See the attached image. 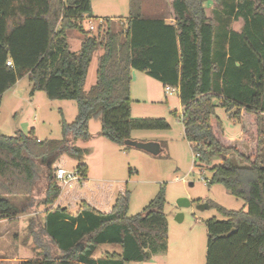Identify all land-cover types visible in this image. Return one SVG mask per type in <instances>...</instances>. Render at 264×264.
Here are the masks:
<instances>
[{
    "label": "trees",
    "instance_id": "trees-1",
    "mask_svg": "<svg viewBox=\"0 0 264 264\" xmlns=\"http://www.w3.org/2000/svg\"><path fill=\"white\" fill-rule=\"evenodd\" d=\"M226 1L172 0L173 21L166 22L143 18L131 0L124 30L99 26L91 35L81 25L90 16L91 0H0V101L26 77L30 96L43 92L49 101H72L77 108L73 123L61 120V140L39 141L33 130L13 137L0 133V222H14V199L25 201L23 211L32 209L37 162L46 168L44 206L60 196L52 167L62 155L76 161L73 171L86 180L87 151L73 145L91 139L90 121H99V135L119 147L133 131L168 128L162 119L131 118L135 71L177 90L184 138L200 164L229 154L243 163L227 159L210 168L208 185H221L244 202L245 210L217 207L226 220L206 221L205 264H264V0H233L229 7ZM235 22H241L238 31ZM68 31L83 36L77 52L69 50ZM98 50L95 84L84 93ZM217 107L241 125L238 142L247 150L224 139ZM163 200L160 191L144 214L131 217L127 192L118 195L109 213L84 202L75 215L65 208L48 209L40 225L32 220L28 225L42 258L19 264H126L164 254L168 224ZM104 244L119 246L120 253L94 259Z\"/></svg>",
    "mask_w": 264,
    "mask_h": 264
},
{
    "label": "rangeland",
    "instance_id": "rangeland-1",
    "mask_svg": "<svg viewBox=\"0 0 264 264\" xmlns=\"http://www.w3.org/2000/svg\"><path fill=\"white\" fill-rule=\"evenodd\" d=\"M130 1L91 0L90 16L89 18L85 16L83 29L88 32V26L93 25L94 29L89 31L91 35L97 33L99 26H102V31L106 28L113 32L124 30L131 13ZM132 1L134 9H137L143 18L167 17L172 11L170 6L172 0ZM232 2L233 0H227V7ZM204 7L209 12L212 3L205 4ZM103 18L112 20L105 23ZM232 27L236 31L240 30L241 22L233 23ZM74 34H78L79 39L75 40ZM80 39V32H67L70 51L76 52L75 48L79 46ZM100 54L101 50H98L92 56L83 85L84 93L95 84L97 58ZM138 77L137 82L132 85L131 118L162 119L168 128L133 131L131 140L155 143L160 147V153L153 156L135 148L119 147L99 135L101 131L99 121H90L88 134L91 139L87 142L78 140L73 145L87 151L84 156V163L87 165L86 181L79 179L67 186L57 183L62 190L61 202L59 200L51 206H44L41 201L44 197L46 168L37 162L31 198L34 199L32 209L23 211L25 201L21 198L14 199L18 208L14 222L11 224L0 222V264H19L23 261L41 259L42 252L33 241L28 229L29 222L32 220L40 225L44 212L48 209L61 208L62 202L65 204L63 208L73 215L78 212L83 202L97 211L109 213L118 195L127 192L129 197L127 215L131 217L144 214L160 191L164 199L162 211L168 224L166 252L151 256L145 262L126 264L206 263V221L226 220L217 207L227 211L245 210L244 202L229 195L221 185H208L211 178L210 168L222 164L227 159L236 165L243 163L229 154L214 158L209 165L200 164L184 138L178 92L166 96L165 88L151 80L158 89V98L161 101L158 104H144L140 96L144 94V87L148 84L144 80L145 75ZM28 84V79L23 78L1 99L0 133L6 137H13L16 132L27 134L33 130L34 137L39 141L61 140L63 138L61 120L66 124L73 123L77 114L75 102L49 101L43 92H35L30 96ZM213 103L218 104L217 100H213ZM215 112L221 122L224 139L238 142L242 135L241 125L229 119L223 109L217 107ZM260 119V129L264 137V115ZM237 145L247 150L246 144L238 142ZM57 167L72 171L76 167V161L64 154L52 167L53 173ZM179 199H187L190 207L179 208L177 206ZM201 204L208 208L198 211L196 207ZM178 215L182 216L181 220H178ZM43 242L48 248L51 247L45 240ZM119 252V246L104 244L97 248L93 258L100 259L107 254ZM51 255L57 256L58 253L52 250Z\"/></svg>",
    "mask_w": 264,
    "mask_h": 264
},
{
    "label": "crops",
    "instance_id": "crops-1",
    "mask_svg": "<svg viewBox=\"0 0 264 264\" xmlns=\"http://www.w3.org/2000/svg\"><path fill=\"white\" fill-rule=\"evenodd\" d=\"M209 3V2H208ZM208 3H205V4H208ZM170 15V16H169ZM169 15L167 16V17H162V18H145V19H164L166 22H171V21H173V14H172V11H171V13H169ZM104 19V18H103ZM105 20H107V21H111L112 19H104L103 21H105ZM125 28H126V26H125ZM124 28V29H125ZM74 38H75V40L76 39H79V35L78 34H74V36H73ZM80 37H81V39H80V44H79V46L77 45L76 46V52L79 50V48H80V45H81V42H82V38H83V36L80 34ZM69 45V44H68ZM102 53V52H101ZM132 73H134V76H135V78H134V82L133 81H131V84H130V90H131V96H132V85L133 84H135V82H137V80L139 79V77L138 76H140V75H145V74H143V73H140V72H132ZM146 76V75H145ZM146 79H144L145 80V82H146V84H148V85H145V87H144V94H142L140 97H141V99H142V101H143V103L144 104H146V103H150V104H158V102H160L161 100H159V98H158V89L155 87V83H152V81L151 80H153L152 78H150V77H148V76H146L145 77ZM22 80V79H21ZM21 80H19V81H17V83L15 84V87L18 85V82H20ZM153 81H155V80H153ZM155 82H157V81H155ZM158 83V86H162L159 82H157ZM151 85V87H152V89H151V87H149ZM28 87H29V92H30V84H28ZM159 88V87H158ZM11 90V89H10ZM10 90H8L7 92H10ZM157 90V91H156ZM7 92H5L3 95H2V97H1V99L3 98V96L7 93ZM37 139V138H36ZM38 140V139H37ZM86 181V180H85ZM61 187V186H60ZM61 196H62V190H61V193H60V196L58 197V199L55 201L56 203L60 200V202H61ZM63 205H65L64 204V202H62V206H60L61 208H63ZM79 211V210H78ZM99 212H101V211H99ZM78 213V212H77ZM101 213H108V212H101ZM73 215V214H72ZM120 253V252H119ZM108 255V254H107Z\"/></svg>",
    "mask_w": 264,
    "mask_h": 264
},
{
    "label": "water",
    "instance_id": "water-1",
    "mask_svg": "<svg viewBox=\"0 0 264 264\" xmlns=\"http://www.w3.org/2000/svg\"><path fill=\"white\" fill-rule=\"evenodd\" d=\"M132 79L134 80V73H132ZM125 147L135 148L138 150H141L147 154L156 156L160 153V147L155 143H139L132 140H128L124 142ZM177 206L179 208H188L190 207V202L187 199H179L177 201ZM208 206L201 204L196 207L198 211H203L204 209H207ZM178 220H181L182 216L178 215Z\"/></svg>",
    "mask_w": 264,
    "mask_h": 264
},
{
    "label": "built area",
    "instance_id": "built-area-1",
    "mask_svg": "<svg viewBox=\"0 0 264 264\" xmlns=\"http://www.w3.org/2000/svg\"><path fill=\"white\" fill-rule=\"evenodd\" d=\"M84 22V20H83ZM83 22H82V27H83ZM94 29L93 25L88 26V31H92ZM7 65L10 66V62H7ZM175 91H177L174 88L171 87H165V95L170 96L172 95ZM197 159V157H195ZM54 179L58 184H61L62 186H67L70 183L74 181H79V175L75 171H66L63 168L57 167L54 171Z\"/></svg>",
    "mask_w": 264,
    "mask_h": 264
}]
</instances>
